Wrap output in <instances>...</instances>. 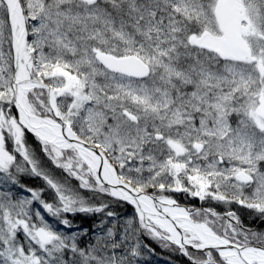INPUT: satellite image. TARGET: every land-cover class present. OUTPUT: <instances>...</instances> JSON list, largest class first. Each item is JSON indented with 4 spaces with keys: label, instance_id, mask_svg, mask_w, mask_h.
<instances>
[{
    "label": "snow or ice",
    "instance_id": "snow-or-ice-1",
    "mask_svg": "<svg viewBox=\"0 0 264 264\" xmlns=\"http://www.w3.org/2000/svg\"><path fill=\"white\" fill-rule=\"evenodd\" d=\"M145 237L264 264V0H0V264Z\"/></svg>",
    "mask_w": 264,
    "mask_h": 264
},
{
    "label": "trees",
    "instance_id": "trees-1",
    "mask_svg": "<svg viewBox=\"0 0 264 264\" xmlns=\"http://www.w3.org/2000/svg\"><path fill=\"white\" fill-rule=\"evenodd\" d=\"M49 167L51 168L52 166L49 164ZM53 171H55L58 176L63 175L62 173H60L59 170H56L54 168H53ZM30 183H32L33 185H39L42 182L38 180H34V181H30ZM72 183L76 184L78 182L73 180ZM85 195H90V193H85ZM180 202L182 204L189 203L188 201H185L183 197L180 198ZM190 203L198 206L201 202L193 200V201H190ZM125 210L128 212H131L130 207L121 209V211H125ZM77 219L79 220L80 218L78 217ZM94 219L95 218L93 217L92 219L84 220L83 223L85 227L90 226L93 223ZM143 242L150 245L152 248L155 249V254L148 258V264H187V261L185 258H182L178 254H173L169 250L162 248L158 244V242L148 239L146 237L143 238Z\"/></svg>",
    "mask_w": 264,
    "mask_h": 264
}]
</instances>
